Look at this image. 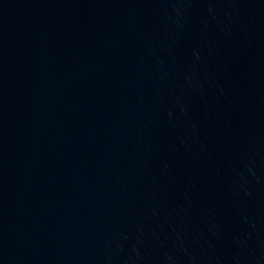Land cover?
I'll list each match as a JSON object with an SVG mask.
<instances>
[{"label":"water","instance_id":"obj_1","mask_svg":"<svg viewBox=\"0 0 264 264\" xmlns=\"http://www.w3.org/2000/svg\"><path fill=\"white\" fill-rule=\"evenodd\" d=\"M0 264H264V0H0Z\"/></svg>","mask_w":264,"mask_h":264}]
</instances>
